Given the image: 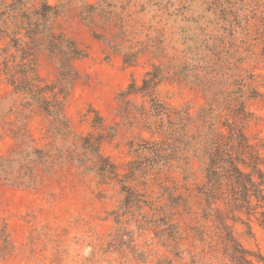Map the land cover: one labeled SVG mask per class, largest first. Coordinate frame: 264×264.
<instances>
[{
	"label": "rangeland",
	"instance_id": "obj_1",
	"mask_svg": "<svg viewBox=\"0 0 264 264\" xmlns=\"http://www.w3.org/2000/svg\"><path fill=\"white\" fill-rule=\"evenodd\" d=\"M241 130L264 154V0H0V264H264L208 179Z\"/></svg>",
	"mask_w": 264,
	"mask_h": 264
},
{
	"label": "trees",
	"instance_id": "obj_2",
	"mask_svg": "<svg viewBox=\"0 0 264 264\" xmlns=\"http://www.w3.org/2000/svg\"><path fill=\"white\" fill-rule=\"evenodd\" d=\"M242 142L240 146L254 149L255 145L248 141L241 130ZM245 150L239 147H229L219 142L209 164L208 179L212 185L217 186L219 179L226 175L230 185V196L238 206H263L264 207V154L254 149V161L248 163L244 157ZM249 168V169H248ZM221 170L226 172L221 173ZM256 201V202H255Z\"/></svg>",
	"mask_w": 264,
	"mask_h": 264
}]
</instances>
